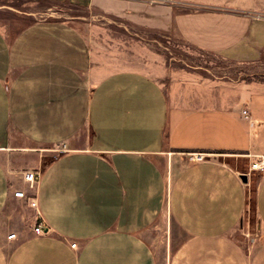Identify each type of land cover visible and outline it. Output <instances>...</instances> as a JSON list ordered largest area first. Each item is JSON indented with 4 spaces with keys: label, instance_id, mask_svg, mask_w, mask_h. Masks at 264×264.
I'll use <instances>...</instances> for the list:
<instances>
[{
    "label": "crops",
    "instance_id": "1",
    "mask_svg": "<svg viewBox=\"0 0 264 264\" xmlns=\"http://www.w3.org/2000/svg\"><path fill=\"white\" fill-rule=\"evenodd\" d=\"M58 1L264 62L263 16ZM61 145L67 150H52ZM262 158L264 94L234 107L182 108L142 71L100 74L73 21H36L14 36L0 27V264H160L149 237L158 240L162 226L166 241H179L169 264H264V173L256 182L251 170ZM29 171L40 174L33 190ZM17 190L37 199L40 215L28 202L36 223L19 212L7 231L13 205L26 199Z\"/></svg>",
    "mask_w": 264,
    "mask_h": 264
},
{
    "label": "rangeland",
    "instance_id": "2",
    "mask_svg": "<svg viewBox=\"0 0 264 264\" xmlns=\"http://www.w3.org/2000/svg\"><path fill=\"white\" fill-rule=\"evenodd\" d=\"M168 5L179 10L217 9L264 17V0H170ZM54 19L73 21L83 31L92 46L93 65L100 74L127 69L142 71L161 84L172 105L186 109L234 107L252 94H264L262 61H242L203 52L179 38L134 28L123 18L66 1L0 0V27L10 36L25 25ZM64 146L52 150L67 149ZM255 173L257 182L263 172ZM18 202L21 203L13 205L4 221L7 231L17 213L23 212L22 223L28 220V200ZM29 218L36 223V215ZM165 232L162 226L155 234L158 240L155 241L154 235L149 237L160 250V264L170 263V252L175 251L179 243L166 241Z\"/></svg>",
    "mask_w": 264,
    "mask_h": 264
},
{
    "label": "built area",
    "instance_id": "3",
    "mask_svg": "<svg viewBox=\"0 0 264 264\" xmlns=\"http://www.w3.org/2000/svg\"><path fill=\"white\" fill-rule=\"evenodd\" d=\"M144 2H146L149 5H168L170 0H143ZM244 113L246 114L247 111H244ZM66 147V146H64ZM67 149L64 148L62 150H59V152L61 151H66ZM205 160V154H197V157L195 159L196 162H201ZM251 170L254 172H263L264 173V158H262L259 162L253 164L251 166ZM40 178V174L34 171H29V172H25L24 173V180L29 184V187L31 190H33L35 188V186L37 185L38 181ZM14 196L17 198H26L30 204V206L34 209L37 210L38 215H40L39 210H38V202L37 199L29 194H26L25 191L23 190H17L14 193ZM35 233L37 234H41L44 232V228H43V224L37 222L35 228H34ZM16 237L15 233H12L8 236L9 239H13ZM76 244H72V247H75Z\"/></svg>",
    "mask_w": 264,
    "mask_h": 264
},
{
    "label": "trees",
    "instance_id": "4",
    "mask_svg": "<svg viewBox=\"0 0 264 264\" xmlns=\"http://www.w3.org/2000/svg\"><path fill=\"white\" fill-rule=\"evenodd\" d=\"M30 25V24H29ZM28 25H25V27H27ZM25 27H23V28H25ZM23 28H21L20 30H18L17 32H19V31H21ZM16 32V33H17ZM16 33H14L12 36H14Z\"/></svg>",
    "mask_w": 264,
    "mask_h": 264
},
{
    "label": "water",
    "instance_id": "5",
    "mask_svg": "<svg viewBox=\"0 0 264 264\" xmlns=\"http://www.w3.org/2000/svg\"><path fill=\"white\" fill-rule=\"evenodd\" d=\"M243 178H245V180L247 181V176L246 175H243Z\"/></svg>",
    "mask_w": 264,
    "mask_h": 264
}]
</instances>
